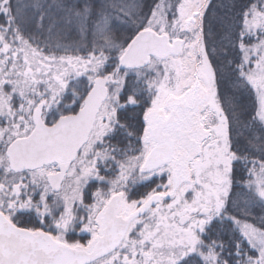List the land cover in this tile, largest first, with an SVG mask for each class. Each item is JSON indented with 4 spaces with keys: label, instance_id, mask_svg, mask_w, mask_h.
Wrapping results in <instances>:
<instances>
[{
    "label": "snow or ice",
    "instance_id": "obj_1",
    "mask_svg": "<svg viewBox=\"0 0 264 264\" xmlns=\"http://www.w3.org/2000/svg\"><path fill=\"white\" fill-rule=\"evenodd\" d=\"M0 264H264V0H0Z\"/></svg>",
    "mask_w": 264,
    "mask_h": 264
}]
</instances>
